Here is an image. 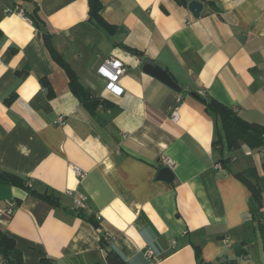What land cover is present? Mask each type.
Here are the masks:
<instances>
[{
    "label": "crops",
    "instance_id": "obj_1",
    "mask_svg": "<svg viewBox=\"0 0 264 264\" xmlns=\"http://www.w3.org/2000/svg\"><path fill=\"white\" fill-rule=\"evenodd\" d=\"M181 1L101 0L110 34L89 21L87 0H0V169L60 203L0 184V230L24 264H108V251L124 264H264V147L238 164L202 101L264 126V0ZM43 35L104 102L94 113ZM110 58L129 68L121 97L98 74ZM146 60L180 90L146 74ZM162 156L175 163L171 182L158 179ZM238 174L258 184L262 207Z\"/></svg>",
    "mask_w": 264,
    "mask_h": 264
},
{
    "label": "trees",
    "instance_id": "obj_2",
    "mask_svg": "<svg viewBox=\"0 0 264 264\" xmlns=\"http://www.w3.org/2000/svg\"><path fill=\"white\" fill-rule=\"evenodd\" d=\"M87 1L89 5V21L92 22L98 29H102L110 34L113 33L115 28L106 24L102 18L101 14L104 10V6L101 0ZM181 3L187 4V1L182 0ZM43 41L54 62H56V64H58L65 71L71 91L81 99L82 103L91 113H94L98 106L104 102L94 99L91 94L82 87L77 75L53 48L51 37L49 35H43ZM43 84L48 86L46 82H43ZM193 95L202 100L197 94ZM202 101L204 102L207 111L215 116L219 121L220 129L218 131L217 143L221 144L225 150L236 151L240 149L242 144L246 145L252 150L264 147V126L246 122L236 113H234L232 109L214 99ZM230 160V158H221L220 162L226 166ZM236 177L241 180L251 191L252 199L256 207H262L261 190L258 184L250 182L248 179L244 178L243 174H238ZM0 184H6L26 190L31 196H34L50 205H60L58 198L32 191L26 186L24 179L3 169H0ZM83 218L86 219L85 217ZM86 220L95 228L99 227L96 219L91 217L87 218ZM101 243L104 248L107 247V244L103 239ZM0 254L3 259V264H24L23 255L19 250L16 249L15 241L6 236L1 230ZM113 254L114 253L112 251H108V258H110Z\"/></svg>",
    "mask_w": 264,
    "mask_h": 264
},
{
    "label": "built area",
    "instance_id": "obj_3",
    "mask_svg": "<svg viewBox=\"0 0 264 264\" xmlns=\"http://www.w3.org/2000/svg\"><path fill=\"white\" fill-rule=\"evenodd\" d=\"M18 14L21 17L25 18L23 12H19ZM128 73H129V68L117 58H110L103 65H101L98 69V74L107 81L106 91L114 97H121L124 94V88L121 85V81L125 76L128 75ZM171 119L174 122L179 121L180 116H179L178 111H174L172 113ZM57 123L58 125L64 126L66 124V121L63 117H60ZM161 162L164 166L168 168H173L175 166V163L172 161V159L166 156L161 157ZM80 177H83V176L80 175ZM68 194L74 196V204H75L76 210L84 211L87 209V203H86L87 198L84 195L78 192L74 193L72 191H69ZM4 214H7L8 216H12L13 210L8 209L7 211H4ZM97 219L99 220L100 218H97ZM145 256L147 258H154V251L152 249H148L145 252Z\"/></svg>",
    "mask_w": 264,
    "mask_h": 264
},
{
    "label": "water",
    "instance_id": "obj_4",
    "mask_svg": "<svg viewBox=\"0 0 264 264\" xmlns=\"http://www.w3.org/2000/svg\"><path fill=\"white\" fill-rule=\"evenodd\" d=\"M202 7H203L202 3L198 1H192L189 5V10L193 14L194 17H198L200 15ZM143 71L146 74L172 87L173 89L180 90V88L177 86V84L172 79V77L169 75V73L165 71L164 69H162L160 66L153 63L152 61L146 60L144 62ZM173 178H174V173L170 168L166 167L160 170L159 176H158L159 180L171 182ZM107 263L108 264H124L117 254H113L108 259Z\"/></svg>",
    "mask_w": 264,
    "mask_h": 264
},
{
    "label": "rangeland",
    "instance_id": "obj_5",
    "mask_svg": "<svg viewBox=\"0 0 264 264\" xmlns=\"http://www.w3.org/2000/svg\"><path fill=\"white\" fill-rule=\"evenodd\" d=\"M249 149H250L249 147L244 145L240 151H237V150L232 151L233 156L237 158L236 160L240 161V162H238V164H240L241 162H250V158L245 157L247 150H249ZM250 150H252V149H250Z\"/></svg>",
    "mask_w": 264,
    "mask_h": 264
}]
</instances>
